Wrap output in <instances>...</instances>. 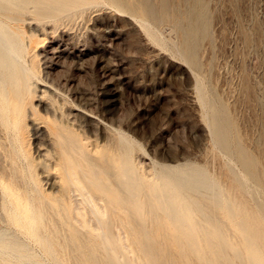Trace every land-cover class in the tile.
<instances>
[{
	"label": "bare ground",
	"instance_id": "obj_1",
	"mask_svg": "<svg viewBox=\"0 0 264 264\" xmlns=\"http://www.w3.org/2000/svg\"><path fill=\"white\" fill-rule=\"evenodd\" d=\"M33 1L29 13L42 21L92 0ZM28 9L27 0H0V212L16 230L0 225V258L35 263L31 247L35 245L42 259L52 264H262L264 198L259 197L263 205L256 209L246 196L258 199L264 183L262 179H258L262 185L257 183L249 171H238L237 164L250 161L248 150L240 142L230 144L215 100L204 86L200 88L198 76L194 73L213 155L219 159L221 155L224 165L219 164L217 175L193 162L164 165L147 179L127 158L133 151L121 147L125 135L114 134V144L101 150L84 131L74 129L55 97L51 111L42 113L36 106L39 102L33 104L40 75L38 62L32 56L31 62L26 59L31 47L22 21ZM139 22L146 34L157 36L145 16ZM168 41L187 55L183 33L170 27ZM28 120L44 132L34 154L27 138ZM219 207L243 216L232 226L225 215L220 216ZM194 240L201 244H193ZM244 247L252 253H245Z\"/></svg>",
	"mask_w": 264,
	"mask_h": 264
},
{
	"label": "rangeland",
	"instance_id": "obj_2",
	"mask_svg": "<svg viewBox=\"0 0 264 264\" xmlns=\"http://www.w3.org/2000/svg\"><path fill=\"white\" fill-rule=\"evenodd\" d=\"M27 1L28 17L22 25L31 48L26 59L31 62L32 56L39 64L33 104L39 102L36 106L42 113L52 110L51 97H55L74 129L84 131L101 150L114 144V134L125 135L120 145L126 152L128 148L133 151L127 158L147 179L154 178L164 165L182 162L196 163L217 175L224 158L213 155L195 73L200 88L204 86L215 100L230 144L240 142L248 150L250 161L237 164L238 171H249L257 176V183H264V0H136V4L133 0H92L42 21L29 13L34 1ZM141 13L157 30L156 37L141 26ZM170 27L185 35V57L168 41ZM28 121L27 138L34 154L44 132ZM246 197L256 209L263 205L259 197L264 194L257 196L259 201ZM219 208L220 216L225 215L232 226L243 216L237 210L230 213ZM6 218L0 225L15 233ZM178 242L172 243H182ZM33 246L38 260L28 264H52ZM245 253L252 252L246 249ZM4 259L0 258V264L20 262ZM22 263L26 264H18Z\"/></svg>",
	"mask_w": 264,
	"mask_h": 264
}]
</instances>
